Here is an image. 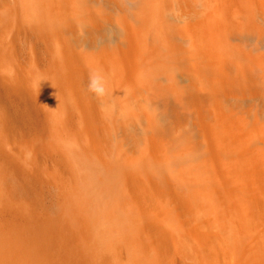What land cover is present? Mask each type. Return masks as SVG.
<instances>
[{"label":"bare ground","instance_id":"obj_1","mask_svg":"<svg viewBox=\"0 0 264 264\" xmlns=\"http://www.w3.org/2000/svg\"><path fill=\"white\" fill-rule=\"evenodd\" d=\"M0 13L2 47L16 51L23 32L48 46L44 31L62 25L49 13L76 46L72 60L49 56V75L0 66V264H245L213 197L206 217L189 216L152 105H122V89L150 102V65L127 34L107 45L84 0H11ZM82 83L103 105L68 98Z\"/></svg>","mask_w":264,"mask_h":264},{"label":"rangeland","instance_id":"obj_2","mask_svg":"<svg viewBox=\"0 0 264 264\" xmlns=\"http://www.w3.org/2000/svg\"><path fill=\"white\" fill-rule=\"evenodd\" d=\"M10 1L0 0V8ZM84 1L90 24L102 12L107 45L119 28L150 65V102L141 89L133 101L125 89L119 98L152 105L155 123L166 127L183 196L197 206L189 216L206 217L204 195L213 197L232 226L236 253L245 264H264V0ZM49 16L62 25L44 31L48 46L23 32L16 51L0 46V66L20 62L49 75L50 55L73 59L71 30L57 13ZM5 22L0 13V44L8 40ZM67 94L81 105H103L91 84Z\"/></svg>","mask_w":264,"mask_h":264}]
</instances>
